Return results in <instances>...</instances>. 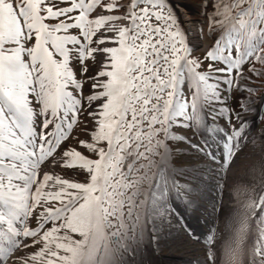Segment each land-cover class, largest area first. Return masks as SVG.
Returning <instances> with one entry per match:
<instances>
[{
	"label": "snow or ice",
	"instance_id": "obj_1",
	"mask_svg": "<svg viewBox=\"0 0 264 264\" xmlns=\"http://www.w3.org/2000/svg\"><path fill=\"white\" fill-rule=\"evenodd\" d=\"M210 3L212 10L204 13L207 31L217 35L205 59L213 63L197 71L201 64L190 58L187 33L168 0H67L64 7L53 0H0V264H127L126 254L143 237L153 178L168 154L167 142L187 140L174 133V126L199 129L203 110L222 102L221 84L231 90L235 81L242 92L257 91L240 81L246 79V63L264 65V0ZM208 6L203 0L202 7ZM97 55L102 63L91 78L95 91L77 97L69 89H82V82L71 62L83 65ZM247 71L264 77V67L254 63ZM240 108L249 110L244 102ZM81 111L95 128L92 142L80 144L98 158L72 148L62 153L61 163L54 155L57 146ZM214 111L228 113L226 107ZM235 115L241 119L239 112ZM243 129L241 120L224 137V160L235 154ZM77 160L86 169L84 182L43 167H75ZM255 208H264V192L243 205L226 264H242ZM31 218L37 228L29 226ZM49 222L52 227L46 229ZM29 238L31 245L25 242ZM35 245H40L36 251H27ZM208 259L215 264L211 250ZM250 264H264V225Z\"/></svg>",
	"mask_w": 264,
	"mask_h": 264
},
{
	"label": "bare ground",
	"instance_id": "obj_2",
	"mask_svg": "<svg viewBox=\"0 0 264 264\" xmlns=\"http://www.w3.org/2000/svg\"><path fill=\"white\" fill-rule=\"evenodd\" d=\"M168 3L171 6L176 7L177 13L182 19L181 21H179L181 27L183 29L187 27L190 31L195 33L196 36H198L192 39L191 46H203L205 44V41L203 42L202 32H200L201 28L199 29V27L194 26L195 23L192 22L193 20L190 15V12L188 11V8L183 5L182 9L179 8L175 0H168ZM201 42L202 44H200ZM101 63L102 61L100 58V68ZM242 82L245 83L246 79L240 81V83ZM185 92L186 94H188L186 89ZM96 103L98 102L93 103V109L96 107ZM255 119H257V117H255ZM85 142L91 143V140ZM262 152H264V145ZM59 160H61V163L63 162L62 157L59 158ZM166 160L167 158H165L163 163L160 164L159 168L156 170L157 175L153 178L152 192L149 196V208L150 205L153 203V199L155 198V192L161 182L163 169L166 166ZM80 162L81 161L77 160L75 163ZM190 166V169L187 168L182 172V183L185 184L184 187L186 190L190 189V193L188 194L187 191L182 193V191L179 192L180 189H177V195L178 193L180 195L179 199L184 198L181 209L183 211H186L188 216L192 215L194 218L197 217L195 220H200L201 218L206 219L208 217V185L212 184L211 181L208 180V158L200 162L194 163L193 165L190 164ZM58 168L59 167L57 166L49 168L48 170L54 173V171H57ZM228 173V183L232 181V184H228V186H226L222 212L219 215L221 221H223V223L227 225L228 232L225 236L222 237V240L218 243L215 248V264H226V261L229 258V249L233 247L236 235L239 231L243 205L247 202L250 196L255 198L256 196L260 195L261 192H264V153L261 154L260 158L256 161H251L249 162V164L244 165L242 168H239L235 171H232V169H230ZM227 187L230 189L228 190ZM152 194H154V197ZM179 206L180 205L176 202H172L170 205V209L167 210L172 219H168L167 222L164 221L162 222V225H159V228L161 230H158V232L160 233H158L157 235L159 236V238L161 235H163V239L157 240V242H159L160 244H169L176 246L177 244L184 241L182 239V236L180 235L182 231L184 232V229L183 227L181 228V217L179 214L180 212L178 210ZM148 207L145 210L144 216L146 214L149 215ZM259 210L260 208L252 209V211L255 212V215L249 217V229L246 234L244 246L241 250V254L239 257V259L242 261V264H246L245 249L250 237V232L252 230L254 220ZM203 213H205V215H203ZM176 215L178 216L177 218L174 217ZM150 224H152V222H150ZM194 224H196V221H194ZM146 228H151V230L154 229L153 226H148V224L143 221V232H146ZM151 233L155 235L153 231Z\"/></svg>",
	"mask_w": 264,
	"mask_h": 264
},
{
	"label": "rangeland",
	"instance_id": "obj_3",
	"mask_svg": "<svg viewBox=\"0 0 264 264\" xmlns=\"http://www.w3.org/2000/svg\"><path fill=\"white\" fill-rule=\"evenodd\" d=\"M59 2H61V1H59ZM66 2L67 1L60 3V5L63 7L67 6L65 4ZM74 14H76V13H74ZM192 17L196 18L194 16V14H192ZM216 35L217 34H214V33L209 35V33H208V43H211V45H213ZM205 55L206 54L204 52L198 51L196 54H194L190 57V58H195L200 62L201 67L199 69H197V71H207L208 70V64H210L211 61L205 59ZM253 63L258 68L264 67V65H260L257 62H252V63H249L250 65L248 68L252 67ZM99 64H100L99 57L96 56L95 59H92L89 63H87V66L85 67V68H87V71L86 72L81 71L82 73H85L84 78L86 81V88H87L86 89V93H87L86 97L88 95H91L92 92L95 91L94 89H92L93 81L91 78L97 74ZM258 78H259V80H264V77H258ZM222 93H223V91H222ZM254 93L257 95L263 94L264 93V85H263V89L257 90ZM241 102H242L241 95L239 93L234 94L233 107H232L234 114H232L231 112L229 113L231 115L232 120L236 119L235 113L240 109V103ZM87 105H88V101L85 100L84 107L87 108ZM208 108H209V106H208ZM226 108L229 109L228 107H226ZM229 114H226L223 118L214 119L215 121L213 123H211V125H210L211 132L209 131L210 136H208V143H209L208 145L211 148H214L215 150L221 149L220 143H222V133L224 132V130L220 131V129H226L227 132H229L228 134H230V131L232 128L231 119L225 118ZM246 114H248V116H252L254 114V111H251V112L246 113ZM213 116H214V114L210 112V117L213 118ZM73 128L74 129H73L72 134H74V136L70 139L69 142H67L64 145V147L62 148V151L59 154H62L65 150H68L69 147H71L72 145H74L76 147H80L81 146L80 141H90L91 140L90 134L95 128V121L88 117L87 111H81L78 114L77 123L73 125ZM210 128L208 127V129H210ZM178 130L180 132L185 133L187 136H190L189 128L179 127ZM246 132L247 131L245 129L244 133L242 134V136L238 140V145L234 148V149H238V148L240 149L239 152L235 155L236 157H238V159H237L235 166H233L234 171L239 169V168H242L244 165L249 164V162H251V161H256L257 159L260 158L261 154L264 153V152H262L263 145H264V137L261 139L257 137L258 133L264 134V120H262L260 122V128L257 129L255 131V133H246ZM170 143L172 146V151H174L178 148L189 150L188 144L183 142V141H180L177 139H172ZM99 146H105V145L102 143ZM85 152H88V151H85ZM91 153L94 156H97L94 152H91ZM59 156L62 157V155H59ZM170 158H171L172 165L175 167H179L181 164L184 163L183 158L181 156L176 155V154H171ZM68 171L72 172V170H68ZM83 173H85V172H83ZM228 184L231 185L232 181L230 183H228V179H227L226 184H225V188H224V192H223V198H222V204L220 207V213L222 212L223 202L225 199V190H226V186H228ZM229 189L230 188H228V190ZM220 213H219V215H220ZM215 227H216V234H215L216 236H215V239L213 241V255H214V251H215L216 246L222 240V237L225 236L228 232L227 225L225 223H223V221H221L220 217L217 218Z\"/></svg>",
	"mask_w": 264,
	"mask_h": 264
},
{
	"label": "trees",
	"instance_id": "obj_4",
	"mask_svg": "<svg viewBox=\"0 0 264 264\" xmlns=\"http://www.w3.org/2000/svg\"><path fill=\"white\" fill-rule=\"evenodd\" d=\"M179 2L186 6L195 15V17H208L204 13L212 10L210 0L207 9L202 7L203 0H179Z\"/></svg>",
	"mask_w": 264,
	"mask_h": 264
}]
</instances>
